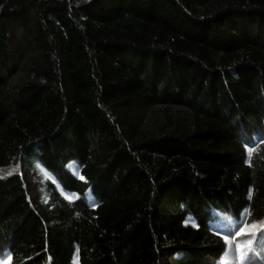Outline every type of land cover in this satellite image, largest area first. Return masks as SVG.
Returning <instances> with one entry per match:
<instances>
[{"label": "trees", "instance_id": "1", "mask_svg": "<svg viewBox=\"0 0 264 264\" xmlns=\"http://www.w3.org/2000/svg\"><path fill=\"white\" fill-rule=\"evenodd\" d=\"M241 220L264 0H0V264H232Z\"/></svg>", "mask_w": 264, "mask_h": 264}, {"label": "snow or ice", "instance_id": "2", "mask_svg": "<svg viewBox=\"0 0 264 264\" xmlns=\"http://www.w3.org/2000/svg\"><path fill=\"white\" fill-rule=\"evenodd\" d=\"M238 231H235L237 237L248 236L251 237L247 240L246 243L235 244V259L236 264H252L251 259L249 258V253L253 256L257 254V247L259 246L260 250L264 251V222L262 221H253L248 223L247 221L241 220L239 224L236 225ZM259 232L260 236L257 237L256 233ZM231 233L225 236V250L224 256H226L232 249L229 244L228 236ZM224 256L221 257L222 264H228L224 260Z\"/></svg>", "mask_w": 264, "mask_h": 264}, {"label": "rangeland", "instance_id": "3", "mask_svg": "<svg viewBox=\"0 0 264 264\" xmlns=\"http://www.w3.org/2000/svg\"><path fill=\"white\" fill-rule=\"evenodd\" d=\"M232 264H236V263H232Z\"/></svg>", "mask_w": 264, "mask_h": 264}]
</instances>
